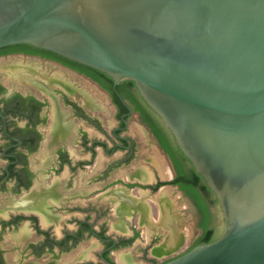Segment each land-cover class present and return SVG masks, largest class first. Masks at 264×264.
I'll return each instance as SVG.
<instances>
[{
	"label": "flooded vegetation",
	"instance_id": "flooded-vegetation-1",
	"mask_svg": "<svg viewBox=\"0 0 264 264\" xmlns=\"http://www.w3.org/2000/svg\"><path fill=\"white\" fill-rule=\"evenodd\" d=\"M0 57V264H161L178 256L171 237L188 216L200 238L204 213L179 181L193 165L135 82L30 44ZM204 184L219 236L222 208ZM135 244L140 263L125 251Z\"/></svg>",
	"mask_w": 264,
	"mask_h": 264
},
{
	"label": "water",
	"instance_id": "water-1",
	"mask_svg": "<svg viewBox=\"0 0 264 264\" xmlns=\"http://www.w3.org/2000/svg\"><path fill=\"white\" fill-rule=\"evenodd\" d=\"M15 44L135 82L216 195L221 234L161 264H264V0H0Z\"/></svg>",
	"mask_w": 264,
	"mask_h": 264
},
{
	"label": "trees",
	"instance_id": "trees-1",
	"mask_svg": "<svg viewBox=\"0 0 264 264\" xmlns=\"http://www.w3.org/2000/svg\"><path fill=\"white\" fill-rule=\"evenodd\" d=\"M10 50H17V49H9ZM57 54V53H56ZM61 56V55H60ZM65 58V57H64ZM67 60V58H65ZM69 61L75 63V64H78L82 67H84L85 69H88L91 74L96 77V78H99V77H102V76H107L105 73H101L100 71H98L97 69H94V68H91V67H88V66H85V65H81L80 63H76L75 61H72L70 59H68ZM161 136V135H160ZM162 138V136H161ZM180 179L179 181H181L182 183V186L184 188H186V190L195 198V200L197 201V203L199 204V206L202 208V211L204 213V219H203V222H202V228H203V234L200 236V238L198 240H196V242L189 248L191 249L192 247L196 246L197 244L199 243H202V242H211L213 240H215L218 236L215 235V232L214 230L210 229L209 228V225H208V221H209V208L208 206L205 204L200 192L198 191L197 187H196V184L199 183V181L203 182V178L201 175H199L194 167H193V175L190 176V177H184V174H181L180 175ZM188 184V186H186ZM203 188L207 191V192H211V189L206 185L204 184L203 185ZM154 264H158V263H154Z\"/></svg>",
	"mask_w": 264,
	"mask_h": 264
},
{
	"label": "rangeland",
	"instance_id": "rangeland-1",
	"mask_svg": "<svg viewBox=\"0 0 264 264\" xmlns=\"http://www.w3.org/2000/svg\"><path fill=\"white\" fill-rule=\"evenodd\" d=\"M2 57H0V61H2ZM174 189H171V206H172V209H174L176 211L177 209V195H179L178 193L177 194H174ZM187 223L184 225L183 224V220H180V224L182 225V229L181 230H184L183 233L185 234L184 235V244L183 246L181 247V250H179L178 252L175 253V255H179L185 251H187L193 244V241L194 239H196V236L197 234H199V231L195 232V227H196V220L190 216L187 217ZM221 226H222V222H220ZM147 230V224L145 223L144 224V229L143 231H146ZM221 231H219V234H220ZM145 236H147L146 234H144ZM140 239H138L139 241ZM138 243V242H136ZM142 246H137V244H135L134 246L132 247H128L125 249V251L128 253V254H134V257L137 258L136 259V262L140 263L142 262ZM145 264H148V263H145Z\"/></svg>",
	"mask_w": 264,
	"mask_h": 264
},
{
	"label": "crops",
	"instance_id": "crops-1",
	"mask_svg": "<svg viewBox=\"0 0 264 264\" xmlns=\"http://www.w3.org/2000/svg\"><path fill=\"white\" fill-rule=\"evenodd\" d=\"M184 235H185L184 233H181L179 237L176 235L175 236L173 235L171 237V245H173L175 249L181 250V247L183 246V242H184ZM162 248L164 249L165 245H163V247H159V248L154 247L152 250L154 252V250L157 249V251H156V253H157V252H162V250H163Z\"/></svg>",
	"mask_w": 264,
	"mask_h": 264
},
{
	"label": "bare ground",
	"instance_id": "bare-ground-1",
	"mask_svg": "<svg viewBox=\"0 0 264 264\" xmlns=\"http://www.w3.org/2000/svg\"><path fill=\"white\" fill-rule=\"evenodd\" d=\"M162 192H163V191H162ZM111 193H112V192H111ZM120 195H121V194H120ZM120 195H119V196H120ZM122 197H124V196H122ZM126 198H127V197H126ZM126 203H127V202H126ZM124 204H125V203H124ZM121 205H123V204H121ZM127 206H128V205H127ZM122 208H123V207H122ZM127 208H128V207H127ZM123 209H124V208H123ZM128 210H129V209H128ZM46 211H47V210H46ZM123 211H124V210H123ZM125 212H126V211H125ZM129 212H130V211H129ZM50 216H51V215H50ZM50 216H49V217H50ZM152 251H153V250H152ZM156 251H157V249L154 250V252H156Z\"/></svg>",
	"mask_w": 264,
	"mask_h": 264
}]
</instances>
